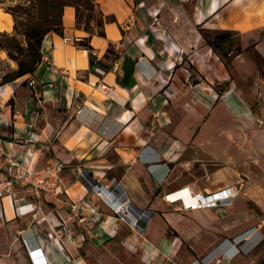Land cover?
I'll return each instance as SVG.
<instances>
[{"label": "crops", "instance_id": "obj_1", "mask_svg": "<svg viewBox=\"0 0 264 264\" xmlns=\"http://www.w3.org/2000/svg\"><path fill=\"white\" fill-rule=\"evenodd\" d=\"M95 1L117 19L105 24V37L91 38L111 70H91L88 51L74 44L89 34L66 6L64 36L43 40L47 58L0 85V171L18 156L31 169L62 160L70 197L91 204L86 220L73 216L69 202L34 200V208L32 191L17 185L16 199L0 198V264H88L118 241L137 249L136 240L144 264H264V0ZM201 28L240 36L230 65ZM232 44L221 48L232 54ZM96 180L117 183L148 226L134 229L116 217L93 194ZM230 186L240 192L221 210L186 211L164 199L183 187ZM255 232L262 242L237 252L238 238Z\"/></svg>", "mask_w": 264, "mask_h": 264}, {"label": "trees", "instance_id": "obj_2", "mask_svg": "<svg viewBox=\"0 0 264 264\" xmlns=\"http://www.w3.org/2000/svg\"><path fill=\"white\" fill-rule=\"evenodd\" d=\"M14 5L5 7L13 20V31L0 34V49L7 53L9 59L17 65L2 76L1 85L11 83L26 74H32L44 56L42 44L45 36L55 32L64 36L63 12L66 6H73L76 10V26L88 32V36L75 40L74 44L88 51L91 70L100 68L109 71L112 64L98 59L91 45L93 35L105 37V24L117 22L115 15L105 14L95 0H11ZM207 44L219 52L225 65H230L233 58H229L231 49L223 50L222 43L234 34L232 31L200 29ZM109 53L113 51L108 50ZM108 57V53L105 58ZM118 58L115 55L114 60ZM226 85L219 90L223 91ZM145 220V221H144ZM148 219H141L139 224L145 227Z\"/></svg>", "mask_w": 264, "mask_h": 264}, {"label": "built area", "instance_id": "obj_3", "mask_svg": "<svg viewBox=\"0 0 264 264\" xmlns=\"http://www.w3.org/2000/svg\"><path fill=\"white\" fill-rule=\"evenodd\" d=\"M44 58L46 53H44ZM117 65L115 64V68ZM100 69V68H97ZM188 71V70H187ZM29 86L36 89L37 82L31 78L28 82ZM97 87L103 93L109 92V87L105 83L99 82ZM26 157H16L11 161V167L5 171H0V198L5 196L17 198L15 187L17 185L27 187L32 191V202L47 199L53 202H69L71 212L74 217H78L79 221H85V208L90 206L88 200L80 198L73 200L70 197L69 190L64 181L63 170L65 163L57 158H48L41 168H23ZM14 167L16 168L14 170ZM91 189L93 194L103 201L112 213L120 220L130 224L132 228H136L139 224L138 218L132 213L130 203L122 195L121 189L117 183H105L102 181H92ZM237 187H225L215 191H199L190 187H183L165 194L164 199L168 203H179L180 207L186 211H195L199 209H216L221 210L231 206L240 192ZM187 191V192H186ZM183 192V195H177L176 201H171L170 196ZM181 196V198H180ZM37 207L35 202L32 204ZM98 209L91 206L90 213L94 216L98 214ZM2 220V219H0ZM64 230L68 232V227L64 220L59 222ZM255 236L257 238H255ZM263 236L259 232L253 233V238L248 237L244 233L238 238L236 245L237 252H249L252 248L262 242Z\"/></svg>", "mask_w": 264, "mask_h": 264}, {"label": "rangeland", "instance_id": "obj_4", "mask_svg": "<svg viewBox=\"0 0 264 264\" xmlns=\"http://www.w3.org/2000/svg\"><path fill=\"white\" fill-rule=\"evenodd\" d=\"M16 1H11V0H0V8L5 11V7H9L10 5H14ZM13 25H14V20H13ZM13 31V26L9 30H0V34L3 32L11 33ZM1 39V36H0ZM231 40L232 44V54H229V58H233L235 55V52L237 51V45L238 42L240 41V36L238 34L232 35V37L229 38ZM226 47V44H224V47ZM254 60L259 63L260 67H262V62L261 59L258 56L253 55L252 56ZM11 59L8 58L7 53L0 49V85L2 81V76L9 72L12 69H15L16 67L11 64ZM14 62V61H13ZM189 67V66H188ZM217 88L222 87L219 84H216ZM210 134V129H206L204 132V135H209ZM223 140H221L222 142ZM224 146V145H222ZM249 211L253 213H260L259 208L253 204L250 203L249 205ZM188 220L194 221L192 217H187ZM188 220H182L181 224L182 226H190L191 223ZM161 222V221H160ZM162 223V222H161ZM148 223L145 222L146 227ZM144 227V228H146ZM138 246L137 249L134 250H128L127 246L124 244L123 241H118L116 244L111 246L110 248H105L104 250L99 251L98 253H95L92 258L90 259V262L88 264H144V258L141 253V248H140V242L139 240H136L135 242Z\"/></svg>", "mask_w": 264, "mask_h": 264}, {"label": "bare ground", "instance_id": "obj_5", "mask_svg": "<svg viewBox=\"0 0 264 264\" xmlns=\"http://www.w3.org/2000/svg\"><path fill=\"white\" fill-rule=\"evenodd\" d=\"M12 26H13L12 16L9 13L4 12L0 8V30H9L12 28ZM177 195H183V192H180L178 194H174V195L170 196V199H172L171 201H176L178 199ZM180 198H181V196H180Z\"/></svg>", "mask_w": 264, "mask_h": 264}, {"label": "water", "instance_id": "obj_6", "mask_svg": "<svg viewBox=\"0 0 264 264\" xmlns=\"http://www.w3.org/2000/svg\"><path fill=\"white\" fill-rule=\"evenodd\" d=\"M84 175L86 176V177H89L90 175H89V173H87L86 171H84ZM139 213H141V211H138Z\"/></svg>", "mask_w": 264, "mask_h": 264}]
</instances>
